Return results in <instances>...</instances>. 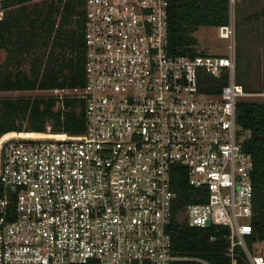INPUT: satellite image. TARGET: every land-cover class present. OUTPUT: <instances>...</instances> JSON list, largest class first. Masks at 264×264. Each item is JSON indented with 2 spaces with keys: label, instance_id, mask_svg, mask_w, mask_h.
Wrapping results in <instances>:
<instances>
[{
  "label": "built area",
  "instance_id": "1",
  "mask_svg": "<svg viewBox=\"0 0 264 264\" xmlns=\"http://www.w3.org/2000/svg\"><path fill=\"white\" fill-rule=\"evenodd\" d=\"M169 1L83 0L85 79L71 88L85 126L0 134V264H264V236L247 239L253 158L237 117L238 99L264 88L235 78L231 17L217 24L228 51L172 52ZM223 69L227 81L205 89ZM176 163L196 187L180 214L225 226L219 262L173 247Z\"/></svg>",
  "mask_w": 264,
  "mask_h": 264
},
{
  "label": "trees",
  "instance_id": "2",
  "mask_svg": "<svg viewBox=\"0 0 264 264\" xmlns=\"http://www.w3.org/2000/svg\"><path fill=\"white\" fill-rule=\"evenodd\" d=\"M5 4L0 16V88L82 85L85 79L83 0H5ZM229 18V0H170V50L188 55L205 51L197 46L194 29L200 24H219ZM227 78V69L220 74L206 73L202 78L203 87L218 90ZM262 85L264 88V75ZM237 117L249 128L243 145L253 158L252 232L247 238L250 241L257 235L264 236V99L239 98ZM84 126V99L79 94L0 96V134L11 129L48 127L52 131L78 132ZM171 186L176 193L168 228L174 249L202 254L219 262L224 258L227 242L220 235L225 226L212 222L191 224L179 212L185 201L195 199L196 190L187 180L181 163H176L171 174ZM1 188L0 181V191ZM186 262L174 259L166 264ZM130 264L154 263L133 261Z\"/></svg>",
  "mask_w": 264,
  "mask_h": 264
},
{
  "label": "rangeland",
  "instance_id": "3",
  "mask_svg": "<svg viewBox=\"0 0 264 264\" xmlns=\"http://www.w3.org/2000/svg\"><path fill=\"white\" fill-rule=\"evenodd\" d=\"M229 6L231 18L235 23V68L233 69L235 78L246 84L248 90L262 88L264 75V14H255V12H260L262 8L259 9L258 6L254 5V0H229ZM194 34L197 38V46L200 49L209 52L228 51L229 49L227 46L228 37L220 36L217 24H200L194 29ZM49 93L58 95L74 94L77 93V90L71 87L67 89L62 87L0 88V96ZM241 97L264 99V94L246 93ZM30 130L27 128L17 129V131ZM257 248L264 252V240L257 242Z\"/></svg>",
  "mask_w": 264,
  "mask_h": 264
},
{
  "label": "crops",
  "instance_id": "4",
  "mask_svg": "<svg viewBox=\"0 0 264 264\" xmlns=\"http://www.w3.org/2000/svg\"><path fill=\"white\" fill-rule=\"evenodd\" d=\"M247 1V0H245ZM254 5L258 6V8H262L260 12H255L256 15L258 14H264V0H254ZM231 14V13H230ZM237 15V14H236ZM231 17V15H230ZM83 34V33H82ZM206 51V50H205Z\"/></svg>",
  "mask_w": 264,
  "mask_h": 264
}]
</instances>
